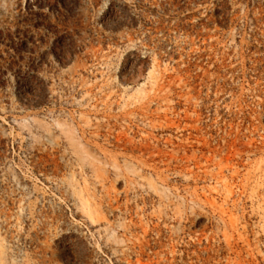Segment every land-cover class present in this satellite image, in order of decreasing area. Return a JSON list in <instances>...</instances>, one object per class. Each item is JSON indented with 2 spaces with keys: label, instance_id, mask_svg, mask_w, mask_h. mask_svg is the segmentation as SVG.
Segmentation results:
<instances>
[{
  "label": "rangeland",
  "instance_id": "374dc122",
  "mask_svg": "<svg viewBox=\"0 0 264 264\" xmlns=\"http://www.w3.org/2000/svg\"><path fill=\"white\" fill-rule=\"evenodd\" d=\"M0 264H264V0H0Z\"/></svg>",
  "mask_w": 264,
  "mask_h": 264
}]
</instances>
